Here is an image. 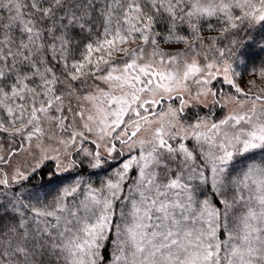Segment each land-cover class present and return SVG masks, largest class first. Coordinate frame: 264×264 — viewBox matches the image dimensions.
<instances>
[{
  "label": "snow or ice",
  "instance_id": "6c2138e0",
  "mask_svg": "<svg viewBox=\"0 0 264 264\" xmlns=\"http://www.w3.org/2000/svg\"><path fill=\"white\" fill-rule=\"evenodd\" d=\"M252 53L264 0H0V264H264Z\"/></svg>",
  "mask_w": 264,
  "mask_h": 264
},
{
  "label": "trees",
  "instance_id": "16d2710c",
  "mask_svg": "<svg viewBox=\"0 0 264 264\" xmlns=\"http://www.w3.org/2000/svg\"><path fill=\"white\" fill-rule=\"evenodd\" d=\"M210 22L214 26L219 27V25L217 24L215 19H212ZM202 35L205 37H209V36H217L218 33L215 31L209 30L205 24ZM224 43H227V41L221 40V44H224ZM165 47H168V46H165ZM180 48H183V45H175L172 47H168V50L169 51H176L177 49H180ZM251 56H252V59L250 60V62L247 63L246 66L245 65H238L237 66V70L240 71V73L242 74V79H241L242 86H246L247 81L254 80V79L257 80V83H260V81L258 80V77L256 75H254V73L259 70L261 65H264V56L256 57V55L254 53H252ZM225 88H227V86H225ZM218 115H222V113H218ZM258 158H259V154H258ZM44 171H45V173H47L48 169H45ZM84 175L86 176L87 173L85 172ZM47 179H48L47 175H45L43 177L37 176L35 179L32 180V183L39 186L42 183H46ZM93 179L95 180L96 177H93ZM110 252H111V248H109L104 253L106 258H108Z\"/></svg>",
  "mask_w": 264,
  "mask_h": 264
},
{
  "label": "rangeland",
  "instance_id": "374dc122",
  "mask_svg": "<svg viewBox=\"0 0 264 264\" xmlns=\"http://www.w3.org/2000/svg\"><path fill=\"white\" fill-rule=\"evenodd\" d=\"M233 107H235V106L233 105ZM23 158H24V154L22 153L21 156L18 159H23ZM14 159H17V158H14Z\"/></svg>",
  "mask_w": 264,
  "mask_h": 264
}]
</instances>
